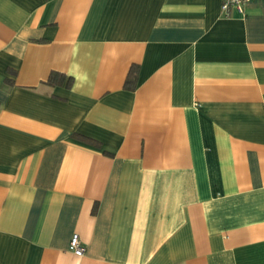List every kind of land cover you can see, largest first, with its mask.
Here are the masks:
<instances>
[{
	"label": "crops",
	"instance_id": "1",
	"mask_svg": "<svg viewBox=\"0 0 264 264\" xmlns=\"http://www.w3.org/2000/svg\"><path fill=\"white\" fill-rule=\"evenodd\" d=\"M0 264H264V1L0 0Z\"/></svg>",
	"mask_w": 264,
	"mask_h": 264
},
{
	"label": "trees",
	"instance_id": "2",
	"mask_svg": "<svg viewBox=\"0 0 264 264\" xmlns=\"http://www.w3.org/2000/svg\"><path fill=\"white\" fill-rule=\"evenodd\" d=\"M137 72H138V65L136 63L131 64L128 73L126 75L125 81H124V87L128 88V89H133L135 84H136V79H137ZM65 77V75L63 73L60 72H51L47 78V83L53 85L55 83H59L63 81V78ZM71 77H68L66 79L67 85L71 84ZM75 137L84 139V140H88V141H94L86 136H82L81 134L78 133H73L72 134ZM96 142V141H95Z\"/></svg>",
	"mask_w": 264,
	"mask_h": 264
},
{
	"label": "built area",
	"instance_id": "3",
	"mask_svg": "<svg viewBox=\"0 0 264 264\" xmlns=\"http://www.w3.org/2000/svg\"><path fill=\"white\" fill-rule=\"evenodd\" d=\"M251 0H221V9L227 11L231 6L237 8L238 11L244 12L245 5ZM264 1V0H262ZM69 249L77 255H81L85 246L82 244L78 233L74 232L69 239Z\"/></svg>",
	"mask_w": 264,
	"mask_h": 264
}]
</instances>
